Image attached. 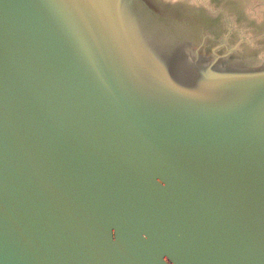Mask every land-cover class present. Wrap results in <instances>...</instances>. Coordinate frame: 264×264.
Instances as JSON below:
<instances>
[{
	"label": "water",
	"instance_id": "1",
	"mask_svg": "<svg viewBox=\"0 0 264 264\" xmlns=\"http://www.w3.org/2000/svg\"><path fill=\"white\" fill-rule=\"evenodd\" d=\"M166 23L0 0V264H264V64Z\"/></svg>",
	"mask_w": 264,
	"mask_h": 264
},
{
	"label": "rangeland",
	"instance_id": "2",
	"mask_svg": "<svg viewBox=\"0 0 264 264\" xmlns=\"http://www.w3.org/2000/svg\"><path fill=\"white\" fill-rule=\"evenodd\" d=\"M164 22L172 50L197 47L206 35L200 54L222 56L231 51L229 62L246 66L264 64V0H145ZM199 28V29H198ZM166 31V32H165ZM243 38V40H242Z\"/></svg>",
	"mask_w": 264,
	"mask_h": 264
},
{
	"label": "flooded vegetation",
	"instance_id": "3",
	"mask_svg": "<svg viewBox=\"0 0 264 264\" xmlns=\"http://www.w3.org/2000/svg\"><path fill=\"white\" fill-rule=\"evenodd\" d=\"M199 29V28H198ZM199 31H201L203 33V31L201 29H199ZM205 35V34H204ZM206 36V35H205ZM201 50V49H200ZM228 51H225L224 54H226Z\"/></svg>",
	"mask_w": 264,
	"mask_h": 264
}]
</instances>
